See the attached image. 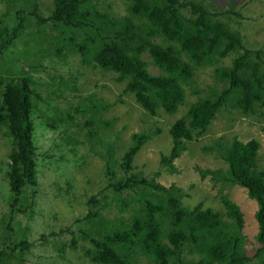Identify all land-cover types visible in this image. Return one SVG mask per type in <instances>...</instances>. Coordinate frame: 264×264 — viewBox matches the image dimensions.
Returning <instances> with one entry per match:
<instances>
[{
	"label": "trees",
	"instance_id": "16d2710c",
	"mask_svg": "<svg viewBox=\"0 0 264 264\" xmlns=\"http://www.w3.org/2000/svg\"><path fill=\"white\" fill-rule=\"evenodd\" d=\"M4 1L0 65L11 59L16 40L35 28L36 42L49 35L56 40L50 49L40 45V53L65 60L77 55L83 67L92 65L114 73L115 81L124 84L123 93L132 95L151 116L158 110L175 114L185 104V88L198 91L194 87L197 70L215 67L222 89H210L172 124L173 146L161 158L167 166H174L187 143L201 137L224 108L264 115V49L245 45L241 33L221 19L224 13L217 12L211 0H128L123 16L101 12L97 0H52L47 17L40 13L37 0ZM144 54L162 71L159 75L149 71ZM232 55L230 65L222 64ZM14 63L16 67L0 75V129L12 146L5 163L7 212L0 219V264H29L32 243L19 217L33 216L39 192L34 119L45 128L60 129L58 140L72 153L77 151L73 145L79 143L72 135L74 130L77 134L87 128L88 141L102 145L95 152L105 162V188L89 197L87 214L75 220L79 224L76 230L67 227L53 234L72 235L58 240L60 258L68 250L81 248L91 264H142V260L148 264H264V167L259 161L258 140L244 142L234 137L228 144H218L227 168L196 170L202 179L210 176L216 184L222 182L218 197L224 209L204 208L202 203L191 208L183 204L187 193L182 188L175 184L166 187L136 169V155L159 128L154 133L132 134L126 145L106 144L102 132L113 120L99 114L111 105H104L96 95L82 98L67 92H78L77 79L71 73L68 78L52 76L71 99L59 90L57 103L45 100L33 75L43 71V66L28 58ZM117 150L122 152L120 158ZM227 184L242 187L257 203L252 257L246 250L244 212L225 192ZM116 207L120 214L108 216L112 212L108 209ZM126 210L128 216L123 214Z\"/></svg>",
	"mask_w": 264,
	"mask_h": 264
},
{
	"label": "rangeland",
	"instance_id": "374dc122",
	"mask_svg": "<svg viewBox=\"0 0 264 264\" xmlns=\"http://www.w3.org/2000/svg\"><path fill=\"white\" fill-rule=\"evenodd\" d=\"M37 1L40 13L47 17L53 9L52 0ZM95 2L101 12L108 10L118 16L126 14L129 3L128 0H97ZM211 2L215 9L217 8V12L224 13L221 19L229 22L234 30L241 33L245 45L252 49H264V0H211ZM5 9V1L0 0V12H4ZM45 31L51 32L48 28ZM34 32L35 28H31L24 38L16 40V48H13L14 53L11 59L0 65V75L5 76V70L12 66L16 67L15 60L28 58L29 62H36L37 65L43 66V71L33 72V75L39 81L37 90L41 92L45 100L50 99L57 103L60 99L55 98V94L59 90L63 91V96L67 95L68 99L71 98L67 92L82 98L93 95L101 98L104 105L111 106L99 116L113 120L112 126L102 132L106 144L115 142L116 146L126 145L131 142L132 134L154 133L159 128L160 132L155 133L154 137L136 155L134 164L136 169L142 171L148 178H157L158 182L166 187L175 184L182 188V191L187 193L183 199L184 205L192 208L202 203L204 208L223 211V205L218 197V187L222 182L216 184L210 176L202 179L196 170L198 167L211 170L227 168L217 148L220 143L228 144L234 137L244 142L253 138L258 140L260 143L259 161L264 167V115L260 112L247 115L231 107L224 108L201 137L187 143L186 149L181 157L174 161L173 167L161 162L162 156H167L173 146L169 133L172 124L186 114L192 103L199 98L206 97L210 89L214 87L222 89V84L218 83L215 78V67L206 66L197 70L194 87L198 91L195 92L186 87L185 104L175 114L170 115L163 110H158L155 116H151L135 102L132 95L123 93L124 84L115 81L114 73L104 72L92 65L83 67L79 64L77 55H72L65 60L63 57L59 59L45 52V54L40 53L38 51L41 48L40 45L42 48L50 49L56 40L49 35L45 41L36 42L33 40ZM233 57L232 55L223 60L222 64L230 65ZM143 59L148 62V69L153 75H159L162 72L151 63L148 54H144ZM70 73L77 79V94L66 92L63 87L59 88L57 78L52 80L54 74L68 78ZM40 108L43 112H47L46 107ZM34 122L39 192L36 196L33 216L19 217L22 227H27L28 239L32 243L27 256L29 264H91L87 258L83 257L81 248L68 250L66 257L60 258L58 240L70 239L72 235L65 233L59 237L53 234L67 227L76 230L79 224H76L75 220L87 214L86 203L89 197L99 194L105 188V162L95 152L102 145L95 141L93 143L88 141L87 128L77 134L74 130L72 135L79 143L73 145L77 151L72 153L69 150L70 147L59 142L60 129L45 128L37 119H34ZM3 131L0 129V219L7 212L5 163L12 148L10 139ZM205 147L208 148L207 151L204 150ZM121 154L122 152L117 150L118 158ZM62 155H64V160L60 159ZM156 173H159V176ZM225 192L244 212V232L248 237L246 250L252 257L255 247L250 242L254 241L257 232V222L254 218L257 203L250 199L240 186L227 184ZM108 210L112 211L110 214L106 211L110 217L120 214L117 207ZM123 214L128 216L130 212L126 210ZM141 263L148 264L146 260H142ZM256 263L254 261L252 264Z\"/></svg>",
	"mask_w": 264,
	"mask_h": 264
},
{
	"label": "clouds",
	"instance_id": "9594fccd",
	"mask_svg": "<svg viewBox=\"0 0 264 264\" xmlns=\"http://www.w3.org/2000/svg\"><path fill=\"white\" fill-rule=\"evenodd\" d=\"M48 36V35H47ZM187 147V146H186Z\"/></svg>",
	"mask_w": 264,
	"mask_h": 264
}]
</instances>
